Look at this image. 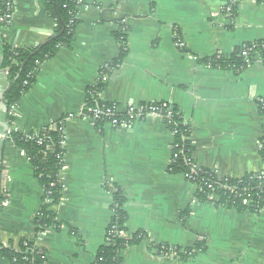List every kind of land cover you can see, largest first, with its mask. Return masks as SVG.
Listing matches in <instances>:
<instances>
[{
    "label": "crops",
    "instance_id": "0c3cea01",
    "mask_svg": "<svg viewBox=\"0 0 264 264\" xmlns=\"http://www.w3.org/2000/svg\"><path fill=\"white\" fill-rule=\"evenodd\" d=\"M13 3L12 24L0 28V45L3 39L13 48L33 49L47 42L55 24L45 0ZM229 6L236 11L232 18L224 13ZM77 19L70 48L42 64L35 84L13 107L10 125L0 51V243L19 252L21 241L33 242L45 251V264H92L111 221L112 187L124 196L125 238L147 237L121 253L122 264H264V208L238 213L196 202L195 185L168 171L174 138L159 118L98 130L80 118L86 90L117 56L114 33L121 26L127 55L107 78L102 100L123 108L171 104L190 125L198 166L219 178L264 172V64L255 61L235 76L203 61L264 42V0H81ZM64 116L63 195L53 208L63 225L37 236L42 191L7 134L13 128L28 136ZM146 243L180 250L203 243L205 250L180 261L150 252ZM0 264L13 263L0 257Z\"/></svg>",
    "mask_w": 264,
    "mask_h": 264
},
{
    "label": "trees",
    "instance_id": "16d2710c",
    "mask_svg": "<svg viewBox=\"0 0 264 264\" xmlns=\"http://www.w3.org/2000/svg\"><path fill=\"white\" fill-rule=\"evenodd\" d=\"M7 1L9 0H0L1 18L14 11L6 8ZM80 4L81 0H45L46 14L55 24L53 34L48 38L49 42L46 45H38L33 49H18L7 45L3 39L1 40L2 69L6 71L9 83L3 95L9 125L13 120L12 108L35 84L42 64L52 60L60 49L70 48L73 43L75 30L79 24L77 9ZM235 13V8L232 6L229 12L230 18ZM0 25V28L10 27L11 23L5 19ZM114 40L118 47L117 56L100 69L96 84L86 90L84 105L80 113V118L90 119L97 130L110 123L111 120H131L125 114L106 115L105 112L111 104L104 102L101 98L107 78L122 64L127 55V39L123 27L120 26L114 33ZM203 61L209 68L231 71L238 76L255 61L264 64V42L245 44L228 56L216 55ZM141 106L156 109V115L173 135V150L168 171L171 174L184 176L188 182L195 185L194 200L196 202H209L212 198L215 206L233 209L238 213L248 211L259 214L264 208V172L249 173L239 179L219 178L214 171L198 166L192 159L191 128L179 108L166 103H149ZM94 111H99L100 114L95 116ZM147 112L149 111L144 112L141 119L146 116ZM66 120V116L61 117L43 128L37 137L33 134L22 135L13 128L7 134V141L27 158L42 191L41 204L34 217L37 236L47 229L59 230L63 225L57 220L53 208L60 203L63 195L60 176L65 154L62 143ZM117 127H121V124ZM259 155L264 161V137L260 140ZM111 190V221L106 230L105 243L97 251L92 264H122L121 253L124 250L147 242V237L143 233H136L126 238L121 237L126 234L127 215L123 210L125 200L120 190L112 187ZM2 203L0 185V208ZM186 214L187 212H184L181 218H184ZM68 232L73 237L77 236L72 228H68ZM146 247L158 256L168 257L172 254L180 261H186L192 257L194 250L197 252L205 250L203 243H198L193 249L184 250L168 249L150 243H146ZM0 257L13 264H45V251L36 248L33 242L27 241L20 242L19 252L0 243Z\"/></svg>",
    "mask_w": 264,
    "mask_h": 264
},
{
    "label": "built area",
    "instance_id": "2783aa9c",
    "mask_svg": "<svg viewBox=\"0 0 264 264\" xmlns=\"http://www.w3.org/2000/svg\"><path fill=\"white\" fill-rule=\"evenodd\" d=\"M6 8H7L8 10H9V9H10V10H14V3H13V0H9V1H7V3H6ZM230 9H231L230 6L227 7V8H225L224 13L229 14ZM13 13H14V11H13L10 15H7V16H5V17H3V18L0 17V24H1L5 19L8 20V21L12 24ZM0 26H1V25H0ZM1 28H2V27H1ZM176 47H177L180 51H183V50H184V44H183L182 42H180L179 39H178L177 42H176ZM141 105H142V104H141ZM141 105H139V106H128V107L123 108V107H120V106H118V105H116V104H111V107H110L109 109H107L106 112H105L106 115L111 116V115H114V114H121V115L125 114V115L129 116L131 120H130V121L111 120V122L108 123L107 125H110V126H113V127H117L119 124H121V126H123V125H125V124H129L130 122H132V121H134V120H143V119H145V118H147V117H149V116L159 118V117L156 115V113H157V112H156V109L151 108V107H150V108H147V106H146V107H143V106H141ZM146 105H147V104H146ZM12 109H13V108H12ZM145 111H149V112H147V113H146V116H145L143 119H141V116L144 114ZM93 113H94L95 116H98V115L100 114L99 111H94ZM87 119H88V118H87ZM89 120H90V119H89ZM90 121H91V120H90ZM40 131H41V130H40ZM40 131H37V132L32 133L33 136H35V137L39 136ZM28 136H29V135H28ZM63 143H64V141H63ZM63 143H62V146H63ZM1 191H2V189H1ZM2 195H3V197H5V195H4L3 192H2ZM209 202H212V198L209 199ZM212 203H213V202H212ZM45 231H46V230H45ZM45 231H44V233H45ZM44 233H42L41 235H43ZM41 235H40V236H41ZM121 237H122V238H125L124 235H121ZM171 256H172V254H171Z\"/></svg>",
    "mask_w": 264,
    "mask_h": 264
},
{
    "label": "water",
    "instance_id": "95a60500",
    "mask_svg": "<svg viewBox=\"0 0 264 264\" xmlns=\"http://www.w3.org/2000/svg\"><path fill=\"white\" fill-rule=\"evenodd\" d=\"M48 42H49V41L45 42L43 45H46ZM4 72H6V71L4 70Z\"/></svg>",
    "mask_w": 264,
    "mask_h": 264
}]
</instances>
